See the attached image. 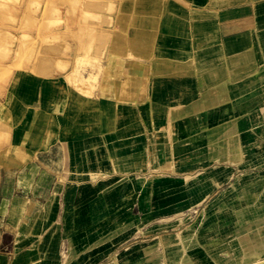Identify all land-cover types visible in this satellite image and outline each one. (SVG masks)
Wrapping results in <instances>:
<instances>
[{
    "label": "rangeland",
    "instance_id": "rangeland-1",
    "mask_svg": "<svg viewBox=\"0 0 264 264\" xmlns=\"http://www.w3.org/2000/svg\"><path fill=\"white\" fill-rule=\"evenodd\" d=\"M261 31L264 0H0V264L264 262V90L232 73Z\"/></svg>",
    "mask_w": 264,
    "mask_h": 264
},
{
    "label": "bare ground",
    "instance_id": "bare-ground-1",
    "mask_svg": "<svg viewBox=\"0 0 264 264\" xmlns=\"http://www.w3.org/2000/svg\"><path fill=\"white\" fill-rule=\"evenodd\" d=\"M261 32L263 33V36H264V31H261ZM241 33H244V32H239L237 35H240ZM237 35H236V37H237ZM255 44H256V42H250L248 44V46H244V45L241 46L238 49L237 56L247 55L249 53H254V58H256V55H260L261 53L256 54V52H253L257 48V45H255ZM254 58L252 59V61H250V62H254V65H253V69L254 70L253 71L244 72V70L242 68L239 69V67H238V68L232 70L233 71L232 73H234V79H237V80L240 79V85L244 84L247 87L253 88V90L255 91L256 96L257 97H260V96L262 97L261 92L264 90V88H262V86H264V59L262 60V63H258L256 61V59H254ZM218 89H220L223 92V95H224L223 97L231 95V85L227 81H222V82H220V83H218V84L213 86V90H218ZM262 101H263V104H264V98H262ZM239 249L240 248L237 247L235 250L238 252ZM223 250L226 251L230 255H228L226 257H222L223 256L222 255L223 251H219V254H221V255L217 259L218 264H227L231 260L230 247L227 246V247L223 248ZM241 260H242V258H241ZM259 264H264V262H260L259 261Z\"/></svg>",
    "mask_w": 264,
    "mask_h": 264
}]
</instances>
